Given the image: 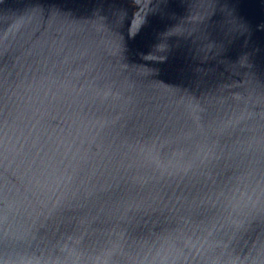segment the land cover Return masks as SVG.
I'll list each match as a JSON object with an SVG mask.
<instances>
[{
  "label": "water",
  "instance_id": "1",
  "mask_svg": "<svg viewBox=\"0 0 264 264\" xmlns=\"http://www.w3.org/2000/svg\"><path fill=\"white\" fill-rule=\"evenodd\" d=\"M0 264H264V0H0Z\"/></svg>",
  "mask_w": 264,
  "mask_h": 264
}]
</instances>
